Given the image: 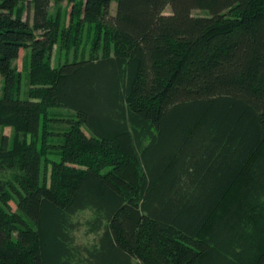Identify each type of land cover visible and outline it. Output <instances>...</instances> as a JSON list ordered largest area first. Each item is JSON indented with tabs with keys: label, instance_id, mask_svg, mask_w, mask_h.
<instances>
[{
	"label": "trees",
	"instance_id": "1",
	"mask_svg": "<svg viewBox=\"0 0 264 264\" xmlns=\"http://www.w3.org/2000/svg\"><path fill=\"white\" fill-rule=\"evenodd\" d=\"M52 1L0 0V264H264V0Z\"/></svg>",
	"mask_w": 264,
	"mask_h": 264
},
{
	"label": "rangeland",
	"instance_id": "2",
	"mask_svg": "<svg viewBox=\"0 0 264 264\" xmlns=\"http://www.w3.org/2000/svg\"><path fill=\"white\" fill-rule=\"evenodd\" d=\"M56 2L53 0L52 3H51V6H50V12L52 14L55 13L56 11ZM61 8L64 9L65 13L69 12L71 10V4H69L68 0H65L63 1L61 4H60ZM117 8V2H113L112 3V14L114 15L115 14V10ZM168 12H170V10L168 9ZM198 14V13H196ZM29 18V21L32 23V14L31 12H26L25 15H24V18ZM66 23H68L66 21ZM88 30V27H86V32L84 33V42H83V45L81 46V50L84 49V47L86 48V50L90 49V40L87 39V32ZM36 35H40L39 32L36 33ZM88 40V42H87ZM58 49L55 50L54 52V59H53V63L54 65H58V64H61L64 60H65V56H64V53L62 54H59ZM29 57H30V51L29 50H23L21 51V54H20V58L19 60L15 63L17 68L19 70H24V66L26 65V62L29 63ZM69 59H72L73 58V55L68 57ZM27 74V73H26ZM25 74H24V81H23V85H22V99H25L27 98L25 96V91H26V86H25ZM2 86V81H1V77H0V88ZM0 93H1V90H0ZM52 118H56V119H60V120H68L67 117H64L63 116H60V115H54V113L58 112V113H65L63 112L62 110H52ZM57 116V117H56ZM50 126H51V129L50 131L53 132V135L50 137V141L51 143L53 144H57L59 138L56 137L55 134L57 133H62L63 131H65V127H66V123L64 121H59V122H51L50 123ZM1 135H6L8 136V138L10 139L12 136H13V131L11 128H3V129H0V137ZM50 159L54 160V161H59V157L55 154H52L51 156H49ZM5 176H7V178H10V179H13L15 178V174L14 172H5L4 173ZM2 176L0 175V178ZM15 206V204H13ZM91 218V214L89 212H84V213H81L78 217H76V221H80L83 225L86 224L87 220ZM76 237H77V242L79 244H93L94 242V236L93 235H90L89 234V231H88V228L87 226H83L80 231H78L76 233Z\"/></svg>",
	"mask_w": 264,
	"mask_h": 264
}]
</instances>
